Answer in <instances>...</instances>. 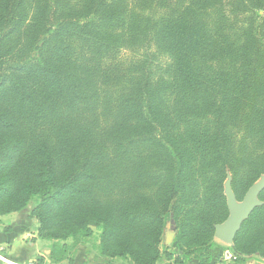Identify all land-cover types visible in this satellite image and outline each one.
<instances>
[{"label": "trees", "instance_id": "16d2710c", "mask_svg": "<svg viewBox=\"0 0 264 264\" xmlns=\"http://www.w3.org/2000/svg\"><path fill=\"white\" fill-rule=\"evenodd\" d=\"M262 175L264 0H0V217L36 198L53 263L95 228L103 258L210 264L224 183ZM259 200L234 261L264 259Z\"/></svg>", "mask_w": 264, "mask_h": 264}, {"label": "crops", "instance_id": "0c3cea01", "mask_svg": "<svg viewBox=\"0 0 264 264\" xmlns=\"http://www.w3.org/2000/svg\"><path fill=\"white\" fill-rule=\"evenodd\" d=\"M22 214V215H21ZM30 217V214L23 215V212L11 213L0 217V253L6 259L13 263L19 264H68L67 260L59 261L58 263L52 262V247L53 242L40 239L34 230L29 227L30 221H24L23 218ZM32 220V218H30ZM28 224V225H26ZM5 229H10L6 232ZM84 242L76 247L71 257L72 264H129L124 259H108L101 257L95 250V246L87 248ZM65 244L69 245L68 242ZM233 255L232 252L229 253ZM66 257L67 253H66ZM250 258H257L264 261L257 256L245 257L240 264L244 263ZM167 258H160L156 264H172V261ZM168 261L170 263H168ZM1 263V262H0ZM2 264V263H1ZM213 264V262L211 263ZM262 264V263H259Z\"/></svg>", "mask_w": 264, "mask_h": 264}, {"label": "water", "instance_id": "95a60500", "mask_svg": "<svg viewBox=\"0 0 264 264\" xmlns=\"http://www.w3.org/2000/svg\"><path fill=\"white\" fill-rule=\"evenodd\" d=\"M264 189V175L255 182L245 193L241 201H237L230 187V178L224 183V195L228 208L227 219L215 226L214 238L232 246L235 235L241 225L248 219L252 211L262 205L259 195ZM172 238V232H167L165 242L168 244Z\"/></svg>", "mask_w": 264, "mask_h": 264}, {"label": "rangeland", "instance_id": "374dc122", "mask_svg": "<svg viewBox=\"0 0 264 264\" xmlns=\"http://www.w3.org/2000/svg\"><path fill=\"white\" fill-rule=\"evenodd\" d=\"M129 56H131L129 53H124L123 54V57L124 58H129ZM134 56V55H133ZM132 57V56H131ZM163 58L162 57H160V59H159V64H163ZM39 203V201L36 199V198H33L32 200H30V202H28V204H27V206H26V208L23 210V211H21V212H23V215H27V213H31V211H32V209L36 206V204H38ZM19 213V212H18ZM22 215V214H21ZM28 217H26V218H23V220L24 221H27L26 219H27ZM30 218H32V220L30 219ZM28 221H30V223H29V227H30V229L31 230H34L35 232H36V235H38V233H37V229H38V227H39V223H38V221L35 219V218H33V217H29L28 218ZM26 225H28V224H26ZM94 230V234H93V236L91 237V238H89L88 240H86L85 242H87L86 243V247L87 248H92L93 246H95V250L98 252V254H100L99 253V250L97 249V246L99 245V238H98V235H99V230H97V229H93ZM215 240V243H216V246H215V251H218V253H220L221 252V256H219L218 258H216V260H214L213 261V264H240V261H234L233 259H231L230 258V252H232V250H231V246H229V245H227V244H225V243H223V242H220V241H217L216 239H214ZM46 241H48V240H46ZM49 242H52V241H49ZM65 242H68L69 243V245H71V243H72V241H71V239H69V240H67V241H59L58 243H59V245H61V244H64ZM54 243V242H53ZM166 243V242H165ZM166 245H168L167 243H166ZM161 247H162V250H163V244L161 245ZM230 247V248H229ZM2 257L5 259V260H7L6 259V257L5 256H3L2 255ZM124 260H126L127 261V263H129V264H132V262L127 258V259H124ZM171 260V259H170ZM169 260V261H170ZM244 260V259H243ZM168 261V263H170ZM1 262V261H0ZM2 264H7L6 262H1ZM0 263V264H1ZM166 262L165 261H163L161 264H165ZM259 263H262V264H264V261H260V260H258L257 258H250V259H248V260H246L244 263H242V264H259ZM211 264V263H210Z\"/></svg>", "mask_w": 264, "mask_h": 264}, {"label": "built area", "instance_id": "2783aa9c", "mask_svg": "<svg viewBox=\"0 0 264 264\" xmlns=\"http://www.w3.org/2000/svg\"><path fill=\"white\" fill-rule=\"evenodd\" d=\"M230 258L233 259V260L236 259V257H235L234 255H230ZM0 261H1V262H6L7 264H19V263H13V262L9 261L8 259L5 260V259L2 257L1 253H0Z\"/></svg>", "mask_w": 264, "mask_h": 264}]
</instances>
